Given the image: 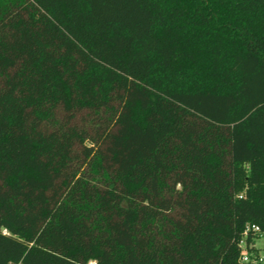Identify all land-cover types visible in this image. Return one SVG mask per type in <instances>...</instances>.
Listing matches in <instances>:
<instances>
[{"label": "trees", "instance_id": "16d2710c", "mask_svg": "<svg viewBox=\"0 0 264 264\" xmlns=\"http://www.w3.org/2000/svg\"><path fill=\"white\" fill-rule=\"evenodd\" d=\"M262 233L264 0H0V264H264Z\"/></svg>", "mask_w": 264, "mask_h": 264}, {"label": "built area", "instance_id": "2783aa9c", "mask_svg": "<svg viewBox=\"0 0 264 264\" xmlns=\"http://www.w3.org/2000/svg\"><path fill=\"white\" fill-rule=\"evenodd\" d=\"M249 229H253V230H255V231H260V228L258 227V226H252V227H248L247 228V230H246V234L248 233V230ZM246 242L245 241H243V243H242V247H243V252H242V260L243 261H250V260H256V261H259V262H263L264 261V259H263V257H261V256H259V255H257V256H255V259L254 258H252L251 257V254L247 251V249H246ZM257 257V258H256Z\"/></svg>", "mask_w": 264, "mask_h": 264}, {"label": "rangeland", "instance_id": "374dc122", "mask_svg": "<svg viewBox=\"0 0 264 264\" xmlns=\"http://www.w3.org/2000/svg\"><path fill=\"white\" fill-rule=\"evenodd\" d=\"M255 246L258 249V255L264 259V233L255 239Z\"/></svg>", "mask_w": 264, "mask_h": 264}]
</instances>
